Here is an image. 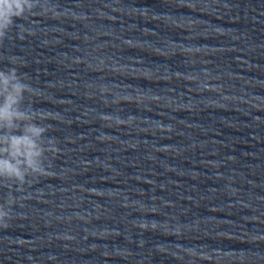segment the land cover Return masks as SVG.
Wrapping results in <instances>:
<instances>
[{
    "label": "clouds",
    "instance_id": "1",
    "mask_svg": "<svg viewBox=\"0 0 264 264\" xmlns=\"http://www.w3.org/2000/svg\"><path fill=\"white\" fill-rule=\"evenodd\" d=\"M37 8L40 13L35 12ZM49 13L58 17L49 0H0V44L17 20ZM9 62L13 67L0 69V187L14 185L22 191L29 178L47 174V154L55 157L59 148L54 139H46L49 128L43 121L48 115L26 103L35 90L19 72L17 58ZM17 202L9 192L5 203H0V228L9 226L12 206Z\"/></svg>",
    "mask_w": 264,
    "mask_h": 264
}]
</instances>
